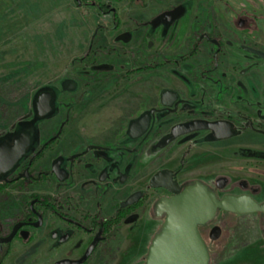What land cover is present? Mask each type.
Segmentation results:
<instances>
[{
    "label": "flooded vegetation",
    "instance_id": "obj_1",
    "mask_svg": "<svg viewBox=\"0 0 264 264\" xmlns=\"http://www.w3.org/2000/svg\"><path fill=\"white\" fill-rule=\"evenodd\" d=\"M211 36L204 34L203 39L216 48L215 59L228 52L230 40ZM236 44L246 54L243 63L234 61L232 70L223 63L215 83L209 67L205 79L195 83L216 88L215 96L198 99L161 88L155 106L140 104L132 117L123 100L128 87L118 81L121 75L129 78L122 66L95 60L72 76L45 82L35 94L43 129L0 132V198L7 191L17 194L11 208L0 209V264H146L166 219L159 204L176 197L151 186L162 171H170L182 190L199 182L218 200L231 196L263 206L264 92L258 91L257 67L251 63L257 57L264 61V54L250 43ZM189 83L184 82L194 93L198 87ZM115 100L122 105L116 134L111 115ZM143 116L149 117L148 127L131 129ZM81 118L90 127L71 131ZM195 123L203 128H188ZM200 145L205 162L211 152L234 156L214 181L184 173L193 147ZM171 147L174 154L181 150L178 161L165 155ZM146 152L151 153L147 160ZM162 160L175 164L158 167ZM231 173L241 177L232 178ZM147 220L154 231L145 243ZM198 230L209 264H264V211L217 210Z\"/></svg>",
    "mask_w": 264,
    "mask_h": 264
},
{
    "label": "rangeland",
    "instance_id": "obj_2",
    "mask_svg": "<svg viewBox=\"0 0 264 264\" xmlns=\"http://www.w3.org/2000/svg\"><path fill=\"white\" fill-rule=\"evenodd\" d=\"M204 34L225 35L223 39L230 40L228 52L212 59L216 48L204 41ZM236 43H250L264 54V0H0V132L43 129L36 107L37 90L48 80L72 76L82 66L88 68L95 60L101 65L122 66L124 76L128 72L129 78L121 75L118 81L128 87L123 100L130 117L140 104L143 108L155 106L161 88H175L198 99L213 97L216 88L204 89L195 83L205 79L202 76L209 67L214 69L210 75L215 83L223 63L230 70L234 61L243 63L246 54ZM251 64L257 67L256 81L262 93L264 61L257 57ZM184 82L198 88L191 93ZM118 103L114 101L111 113L114 133L122 123ZM84 127L88 129L90 123L81 118L71 131ZM203 151L201 145L193 147L184 173L192 179L214 181L234 156L211 152L205 162ZM172 152L171 147L165 155L178 161L181 150ZM174 164L162 160L158 167ZM5 193L0 209L11 208L17 196L13 191ZM152 226L147 220L145 243L154 231Z\"/></svg>",
    "mask_w": 264,
    "mask_h": 264
},
{
    "label": "water",
    "instance_id": "obj_3",
    "mask_svg": "<svg viewBox=\"0 0 264 264\" xmlns=\"http://www.w3.org/2000/svg\"><path fill=\"white\" fill-rule=\"evenodd\" d=\"M80 3V0H76ZM42 116V114H41ZM149 125V117L143 116L131 124V129L144 131ZM188 127V126H187ZM191 130L202 129V123L189 126ZM25 146L17 149L8 160L7 167L20 156ZM170 171L159 172L151 186L163 188L176 195L173 199H163L159 210L166 215L160 232L150 247L146 264H209V252L203 242L198 227L211 220L217 210L231 212L264 211V205L258 206L245 199L227 196L222 200L196 182L184 190L173 180Z\"/></svg>",
    "mask_w": 264,
    "mask_h": 264
},
{
    "label": "trees",
    "instance_id": "obj_4",
    "mask_svg": "<svg viewBox=\"0 0 264 264\" xmlns=\"http://www.w3.org/2000/svg\"><path fill=\"white\" fill-rule=\"evenodd\" d=\"M108 11H112V10H108Z\"/></svg>",
    "mask_w": 264,
    "mask_h": 264
}]
</instances>
